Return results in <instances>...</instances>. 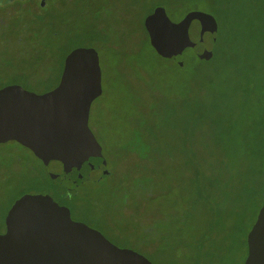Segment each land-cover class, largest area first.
<instances>
[{"label":"rangeland","instance_id":"rangeland-1","mask_svg":"<svg viewBox=\"0 0 264 264\" xmlns=\"http://www.w3.org/2000/svg\"><path fill=\"white\" fill-rule=\"evenodd\" d=\"M215 1L212 7L208 0L172 7L167 0H47L36 18L35 0H22L0 19V89L16 83L46 92L57 85L69 50H96L102 92L91 102L88 127L101 146L109 176L80 184L72 218L151 264H242L246 255L255 211L244 189L218 215L216 198L197 201L199 191L189 184V179L204 181L208 162L218 163L215 147L202 146V125L196 124L203 104L192 93L197 65L192 47L199 45L183 51L187 64L180 68L157 55L142 31L148 13L160 4L172 21L191 10L210 13L217 29L224 25V34L233 21L264 22V0ZM23 26H30L31 33ZM35 39L47 51L41 55V72L25 79L21 73L31 69L28 54ZM255 77L252 81L262 82ZM261 97L262 86L256 85L247 101L256 110ZM193 153L205 159H191ZM49 168L56 171V163ZM224 175L233 180L230 171ZM51 181L48 168L29 149L0 141V232L14 200L43 191ZM263 186L253 196L256 207ZM191 201L195 205L187 210Z\"/></svg>","mask_w":264,"mask_h":264},{"label":"water","instance_id":"water-1","mask_svg":"<svg viewBox=\"0 0 264 264\" xmlns=\"http://www.w3.org/2000/svg\"><path fill=\"white\" fill-rule=\"evenodd\" d=\"M150 46L157 55L182 66L183 51L199 58L212 54L217 22L213 15L191 10L172 21L164 6L144 19ZM102 92L98 55L77 47L64 58L58 84L43 93L8 85L0 89V141L29 149L56 181L69 187L109 176L101 146L88 127L91 102ZM56 163V171L49 167ZM0 235V264H151L144 256L119 249L102 235L69 218V212L46 193H25L5 215ZM242 264H264V196L246 235Z\"/></svg>","mask_w":264,"mask_h":264},{"label":"trees","instance_id":"trees-1","mask_svg":"<svg viewBox=\"0 0 264 264\" xmlns=\"http://www.w3.org/2000/svg\"><path fill=\"white\" fill-rule=\"evenodd\" d=\"M167 1L172 7L186 2L197 4V0ZM208 1L211 7L216 4L215 0ZM227 25L226 34L223 33L226 29L224 25L217 29L212 54L206 59L199 58L192 51L197 62L193 70L196 90L192 93L196 101L201 99L203 104L196 118V124L202 125L198 135L202 139V146L211 144L215 147L218 163L214 165L208 162L204 181L198 183L195 179H189V184L192 183V187L194 185V189L199 191L196 193L197 201L200 198H216L219 202L215 204L218 215L224 208L230 207L233 201L236 202L241 194L238 189H244L246 202L253 207L256 217L261 201L256 207L253 205V196H256L257 191H262L261 186L264 184V22L233 21ZM142 28L147 40L144 26ZM41 50L44 57L47 49L42 45ZM186 64L184 59L182 66H178L182 68ZM256 75L262 82L252 81ZM255 84L257 88L262 86L263 95L256 110L247 101ZM190 157L198 159L200 163L205 159L194 153ZM228 171L233 174V180L224 175ZM236 181L239 182L238 186H235ZM194 205L193 201L188 202L186 209H192Z\"/></svg>","mask_w":264,"mask_h":264},{"label":"flooded vegetation","instance_id":"flooded-vegetation-1","mask_svg":"<svg viewBox=\"0 0 264 264\" xmlns=\"http://www.w3.org/2000/svg\"><path fill=\"white\" fill-rule=\"evenodd\" d=\"M20 1H22V0H0V19L2 17H5L10 12V9L8 10L7 8L13 7L14 5H17L18 3L20 4ZM46 3H47V0H35V3H34V9H35L34 12L35 13L33 15L36 18L38 17L39 13H41V8H44L46 6ZM149 13H151V12H149ZM37 22L38 21L36 20V24H37ZM21 29L26 31V32H28V33L29 32L31 33V31H32L30 26H23ZM37 29L39 30L38 26L36 27V32H38ZM41 52H42L41 43H40V41L38 39L37 40L35 39L34 42L32 41L31 49H29V54L27 53L31 57V59H33L30 62V64L27 65V66H30L31 69L26 71L25 73H21V74H23L22 75L23 78H25V79L26 78L27 79L30 78L31 79L34 75H36L37 73L41 72V70H40V68H42L41 67V65H42V57H41L42 53ZM64 58H63V62H62V69H63V64H64ZM62 69H61V72H62ZM9 85H19V84L12 83V84H9ZM5 86H8V85H5ZM52 180H53V181H51L52 183L47 188H45L43 191H40V192H37V193H46V194H48L50 196V200L52 202L56 203L59 207L66 208L68 210V212H69V218H70L71 221L82 223V224L86 225L87 227L99 232L102 235L103 238H105L112 245L116 246L119 249H129V248H126L124 246H119L116 243L112 242L98 228L92 227V226H90L89 224H87L86 222H84L82 220H77V219L72 218V208H73V203L75 201L73 195L75 194L77 188L80 186L81 183L78 184L76 187H69L67 185V183L65 181H63V180H60V181H56L54 179H52ZM6 231L7 230H6L5 217H4V228H3V231L0 232V235L5 234ZM129 250H131V249H129Z\"/></svg>","mask_w":264,"mask_h":264}]
</instances>
